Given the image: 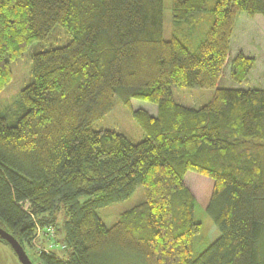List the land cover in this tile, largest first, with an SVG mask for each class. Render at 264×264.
Segmentation results:
<instances>
[{"label": "trees", "instance_id": "1", "mask_svg": "<svg viewBox=\"0 0 264 264\" xmlns=\"http://www.w3.org/2000/svg\"><path fill=\"white\" fill-rule=\"evenodd\" d=\"M206 0H172L174 22ZM195 50L163 37V0H0V92L11 60L55 25L70 41L31 57L21 112L0 114V226L25 250L35 220L63 205L65 246L39 252L42 264H264V87L246 81L254 59L229 61L240 12L264 17V0H215ZM173 87L213 90L200 107L177 102ZM118 98L156 105L132 115L137 142L94 129ZM144 199L106 226L97 209ZM199 203L218 237L197 254ZM26 252V251H25ZM121 254V255H120ZM120 255V256H118ZM131 262V261H130Z\"/></svg>", "mask_w": 264, "mask_h": 264}, {"label": "rangeland", "instance_id": "2", "mask_svg": "<svg viewBox=\"0 0 264 264\" xmlns=\"http://www.w3.org/2000/svg\"><path fill=\"white\" fill-rule=\"evenodd\" d=\"M215 0H206L205 8L193 13L188 20L174 22L172 17V0H163V37L166 40L173 36L184 41L191 50H195L204 38L211 24L210 8ZM70 37L65 28L55 25L45 40H36L25 50L23 55L9 62L12 72L10 82L0 92V114L13 117L21 112L20 90L32 80L31 57L34 53L60 47L67 44ZM243 53L254 59L246 81L238 85L229 79V65L224 69L220 84L222 86L240 87H264V17L260 14L249 16L240 12L237 16L235 28L232 33L229 61L236 54ZM174 99L186 106L200 107L207 103L213 95V90L199 87H173ZM138 108L151 113L157 111L156 105L141 100L132 99L130 106L125 105L120 99L114 100L113 108L104 116L93 123L94 129H110L124 134L128 139L137 142L145 137V134L132 111ZM144 199V193L137 186L133 193L116 203L97 209V215L106 226H111L118 221L120 214ZM42 222L35 220L36 235L31 245H25V251L33 264H42L39 260V252L61 253L65 246L64 222L68 218L67 210L63 205L45 214ZM193 217L202 224V232L192 245V253L197 254L212 243L219 235L217 228L212 223L199 203L194 204ZM121 255V254H120ZM118 255V256H120ZM131 261V262H130ZM130 258L121 259L119 264H133ZM0 264H21L13 249L0 239Z\"/></svg>", "mask_w": 264, "mask_h": 264}, {"label": "water", "instance_id": "3", "mask_svg": "<svg viewBox=\"0 0 264 264\" xmlns=\"http://www.w3.org/2000/svg\"><path fill=\"white\" fill-rule=\"evenodd\" d=\"M0 239L13 249L21 264H33L18 240L2 226H0Z\"/></svg>", "mask_w": 264, "mask_h": 264}]
</instances>
